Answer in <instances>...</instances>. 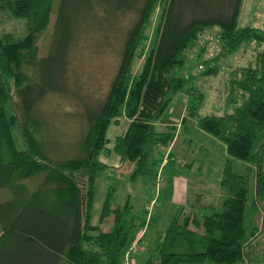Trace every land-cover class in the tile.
I'll use <instances>...</instances> for the list:
<instances>
[{
  "label": "trees",
  "instance_id": "16d2710c",
  "mask_svg": "<svg viewBox=\"0 0 264 264\" xmlns=\"http://www.w3.org/2000/svg\"><path fill=\"white\" fill-rule=\"evenodd\" d=\"M241 4L242 0H0V10L27 18L24 35H0V190L9 193L0 200V264H129L127 243L136 225L130 199L115 203L111 186L101 221L113 216L112 226L91 222L98 174L114 167L103 157L112 151L119 154L122 163L134 167L132 177L142 164L147 173L153 164L167 163L178 125L164 116L176 94L193 79L179 74L178 68L213 24L221 26V51L211 60L256 43L255 58L232 69L224 112L200 114L205 95L194 85L187 88V114L198 116L199 127L223 140L231 156L221 179L228 195L220 206L197 203L200 214L179 210L159 234L157 257L146 264L245 262L257 228L246 225V207L250 200L253 207L264 204V29L239 26ZM158 7L155 43L145 50V31ZM99 10L107 16H137L126 32L108 94L97 104L85 105L87 124L78 153L57 154L49 136L40 135L37 105L49 93L69 89L71 48L82 26L99 16ZM53 14L49 35L46 28ZM44 32L49 44L40 54L38 37ZM137 57L142 62L135 69ZM217 71L215 63L204 73ZM122 116L128 119L126 129L110 137L109 127ZM158 121L166 122L164 130H151ZM233 159L243 161L246 170H238Z\"/></svg>",
  "mask_w": 264,
  "mask_h": 264
},
{
  "label": "rangeland",
  "instance_id": "374dc122",
  "mask_svg": "<svg viewBox=\"0 0 264 264\" xmlns=\"http://www.w3.org/2000/svg\"><path fill=\"white\" fill-rule=\"evenodd\" d=\"M91 17L81 28V33L70 52L69 89L65 93L52 92L43 97L37 105V116L42 122L40 135H46L54 142L55 153L66 156L78 153L87 120L84 118L86 103H99L110 89L112 80L120 64L121 51L126 32L135 20L136 12H119L115 15ZM161 8L158 7L147 25L142 46L145 50L155 43ZM55 15L46 28L48 34L53 29ZM239 26H255L264 29V0H242L239 15ZM27 30V18L13 15L8 10H0V35L4 31H13L22 36ZM219 24L211 25L200 43L189 51L185 64L178 68L183 76L193 75L190 88L194 85L204 93L199 102V113H222L227 108L232 69L248 64L255 58L256 43H245L232 54L211 60L221 51ZM41 45L40 54L48 49L49 37L46 32L38 37ZM142 57H137L134 67L137 69ZM218 71L213 74L204 73L214 64ZM180 91L174 97L164 118L177 122L176 137L165 156V164H153L151 170L144 172L145 164L137 168L138 175L132 177L134 167L122 163L119 154L117 166L101 170L96 181V195L92 209L91 222L110 228L113 216L101 221V211L109 188L113 186L115 203H124L129 198L133 205L132 214L136 225L133 227L127 248L138 241L139 249L132 256L129 264H146L149 258L157 257L159 234L166 230L171 218L179 211H196L199 204L213 202L220 206L228 195L222 186L225 163L231 156L226 150V143L198 125V116L186 115L188 90ZM191 89V88H190ZM193 97V95H192ZM128 125L126 116L119 123L113 122L109 127L110 137L124 132ZM165 125L155 122L151 130L162 131ZM113 144V140L109 145ZM166 149V148H165ZM166 151V150H165ZM164 151V154L166 153ZM104 159V158H103ZM107 162H112L106 158ZM238 170L245 171L243 161L233 159ZM244 169V170H243ZM6 189L0 190V200L8 197ZM253 207L251 200L246 207V225L257 226L256 233L247 246L245 262L239 264H264V204L259 202ZM143 223V224H142ZM141 239V240H140Z\"/></svg>",
  "mask_w": 264,
  "mask_h": 264
},
{
  "label": "crops",
  "instance_id": "0c3cea01",
  "mask_svg": "<svg viewBox=\"0 0 264 264\" xmlns=\"http://www.w3.org/2000/svg\"><path fill=\"white\" fill-rule=\"evenodd\" d=\"M187 108H186V115H184V118H183V121L186 120L187 118ZM173 123L175 122L177 124V122L174 120V119H170ZM164 125H166V122L165 121H161ZM174 142V141H173ZM173 144V143H172ZM111 146V145H110ZM172 146V145H171ZM171 148V147H170ZM104 159L103 160H107L106 158H110L112 162H109L110 164L114 165V166H117L119 164V159L117 160V156H114L113 155V151L108 154V155H104L103 157Z\"/></svg>",
  "mask_w": 264,
  "mask_h": 264
},
{
  "label": "built area",
  "instance_id": "2783aa9c",
  "mask_svg": "<svg viewBox=\"0 0 264 264\" xmlns=\"http://www.w3.org/2000/svg\"><path fill=\"white\" fill-rule=\"evenodd\" d=\"M138 241H135L132 245H131V247H130V249L127 251V253H126V261L127 262H129L128 260H129V258H130V254L131 253H133V252H135L137 249H138Z\"/></svg>",
  "mask_w": 264,
  "mask_h": 264
}]
</instances>
